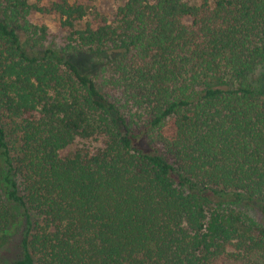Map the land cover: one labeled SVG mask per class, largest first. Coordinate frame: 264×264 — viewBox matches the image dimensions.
<instances>
[{"label":"trees","instance_id":"1","mask_svg":"<svg viewBox=\"0 0 264 264\" xmlns=\"http://www.w3.org/2000/svg\"><path fill=\"white\" fill-rule=\"evenodd\" d=\"M92 1L0 0L11 264H264V0Z\"/></svg>","mask_w":264,"mask_h":264},{"label":"rangeland","instance_id":"2","mask_svg":"<svg viewBox=\"0 0 264 264\" xmlns=\"http://www.w3.org/2000/svg\"><path fill=\"white\" fill-rule=\"evenodd\" d=\"M83 1V0H80ZM123 0H93L90 2L93 6L98 8L101 11H104L105 13L112 15V13L115 11L116 7L122 3ZM188 2L194 3L198 0H186ZM37 18L48 26L50 31V37L46 44V46H55L57 44H62L64 42V39L66 35L68 34V29H64L61 27V25L56 20L55 16L53 15H38ZM74 61L91 66L93 65L94 59L83 55L78 54L72 57ZM83 142H79L77 146H82ZM88 145H97L96 142H92ZM236 207H238L244 214L247 221L253 222V223H262V217L261 215L256 212L254 209L250 207V205H246L244 202H239ZM21 211H19L20 214ZM18 214V216H19ZM23 221L21 220V223ZM18 229H14L12 233L9 235L0 238V264H11L13 259L17 256L18 250H17V243L16 240L18 238L19 231Z\"/></svg>","mask_w":264,"mask_h":264}]
</instances>
